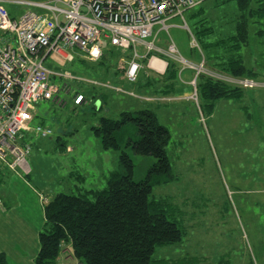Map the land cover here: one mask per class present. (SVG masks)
Wrapping results in <instances>:
<instances>
[{"label":"rangeland","instance_id":"374dc122","mask_svg":"<svg viewBox=\"0 0 264 264\" xmlns=\"http://www.w3.org/2000/svg\"><path fill=\"white\" fill-rule=\"evenodd\" d=\"M20 7L23 11L33 9L31 5ZM200 7L202 4L185 12L189 29L194 31L195 22L208 13L216 16L211 38L232 34L226 20L235 13L236 1L205 2L203 14L193 19L191 13ZM185 21L181 16L170 19L169 29L160 31L155 43L164 49L171 42L176 45L179 58L170 54L168 58L175 61V67H180L174 79L180 86L194 77L193 70H183L182 66L201 68L202 62L198 65L191 62L198 63L207 56L206 51L201 52V46L192 45V34L184 27ZM145 40L152 42L154 37ZM254 40L251 39L250 49L242 53L248 67L255 66L259 72L254 79L258 85L246 88L239 100L220 99L214 108L209 110L203 106L201 109L204 100L197 93L190 103L182 98L179 104L174 101L166 104L161 99L148 106L168 127L171 136L165 147L171 172L152 177L151 197L167 202L168 212L186 232L182 242L157 247L153 264H217L220 261L222 264H264V57L256 51ZM100 45L104 55L99 61L86 59L78 48H64L72 52L74 61L56 52L45 60L48 69L55 73L51 83L59 86L64 103L43 101L36 105L31 125H45L53 134L45 137L26 134L25 140L31 143L32 150L28 156L31 171L25 177L46 195L59 192L82 195L93 189L104 190L115 171L123 172L121 150L105 149L92 126L98 125L101 116L118 118L121 111L136 109L143 102L140 95L134 96L132 92L138 94L137 84L147 80L148 68L140 70L138 83H133L117 68L123 58L132 59L135 48L121 49L108 45L106 40H100ZM136 49L141 56L147 53L145 44H138ZM152 54L161 53L157 50ZM201 71L219 76L206 64ZM181 90L190 92L181 88L173 91L172 96L179 95ZM102 93L108 97L100 111L101 105L94 98L99 97L101 103ZM77 94H85L84 101L88 103L75 108ZM114 101L118 106L111 105ZM122 150L134 162V180L147 178L150 167L157 161L155 157L136 153L131 146H123ZM10 184L9 179L0 180V189H8ZM90 198L95 200L92 195Z\"/></svg>","mask_w":264,"mask_h":264},{"label":"trees","instance_id":"16d2710c","mask_svg":"<svg viewBox=\"0 0 264 264\" xmlns=\"http://www.w3.org/2000/svg\"><path fill=\"white\" fill-rule=\"evenodd\" d=\"M212 1L201 2V9L192 12L191 17L201 16L205 2ZM231 1H236L237 7L226 20L232 34L211 38L215 33L212 27L215 14L204 13L195 22L194 31L190 28L201 52L206 51L204 66L219 75L214 77L207 72L198 75L196 89L204 100L201 109L214 108L218 99H239L244 95L246 87L225 78L254 80L259 76L255 66L248 67L245 63L242 51L250 49L251 39L255 38L256 51L264 57V0H223V4ZM152 55L155 54L148 57ZM167 62L169 77L175 79L179 72L175 61L168 58ZM103 107L101 104L99 110ZM92 128L105 149L121 150L123 172L115 171L104 190L93 189L82 195L59 192L48 198L36 264H58L65 243L73 246V254L82 264H153L157 247L182 242L186 235L179 220L168 212V203L151 197L152 177L171 172L165 148L171 141L169 129L148 107L121 111L118 118L101 116L98 125ZM123 146L155 157L157 161L150 167L147 178L134 180V162L122 150ZM3 170L10 171L1 167L0 172ZM90 195L95 197L94 201ZM0 264H9L3 253Z\"/></svg>","mask_w":264,"mask_h":264},{"label":"built area","instance_id":"2783aa9c","mask_svg":"<svg viewBox=\"0 0 264 264\" xmlns=\"http://www.w3.org/2000/svg\"><path fill=\"white\" fill-rule=\"evenodd\" d=\"M203 1L16 0L13 3L31 5L40 10L28 9L14 18L5 5L6 0H0V168H7L20 176L29 174L28 156L32 145L25 140L26 134L42 137L53 134V130L45 125H31L38 103H64L59 86L51 83V76L55 73L46 66L45 60L50 54L56 52L66 60L74 61L72 52H66L64 48H78L86 59L99 61L104 53L100 40L121 49L134 47L125 75L135 83L142 68L140 59L152 51L163 52L155 45L158 34L155 27L160 25L167 31L170 19L181 16L185 21V12ZM184 27L191 32L186 21ZM191 34L192 45L199 47ZM148 37H154V40L147 42ZM138 44L146 45L145 55L139 54ZM165 53L179 58L178 49L172 42ZM151 57L152 62L159 56ZM203 67L204 60L201 68L192 66L196 70L192 82L194 88L198 75L204 72L201 71ZM225 79L249 89L258 85L253 79ZM193 97H197V89ZM84 100V94H77L74 104H81Z\"/></svg>","mask_w":264,"mask_h":264},{"label":"crops","instance_id":"0c3cea01","mask_svg":"<svg viewBox=\"0 0 264 264\" xmlns=\"http://www.w3.org/2000/svg\"><path fill=\"white\" fill-rule=\"evenodd\" d=\"M13 1L16 0H6L5 5L7 6L10 15L16 18L25 11L22 10L19 4H15L13 3ZM33 10L39 11L40 8L38 9L33 6ZM160 31H162L161 26L157 25V27L155 28V32L158 33L157 35H159ZM160 49L163 51L160 54V56H162L163 58L158 57L151 62L152 57L146 56L145 58L143 57L140 60L142 65L141 70L145 69L146 67L148 68V71L146 75V81L138 83L137 80V87L139 89L138 94L137 92H132L134 96L137 95L139 97L140 95L141 97L139 98L144 102H140V105L136 107V109L143 108V106L147 108L148 106H151L152 102H157L161 99L164 100L161 101L165 102L166 104L173 103L172 101L179 104L182 98H184L187 103H190L192 96L195 94L196 89H194L192 82L195 80L196 70L189 65H185V67L182 66V68H184L183 70H186L187 68L193 70L194 77L188 79L189 81H186L185 85L180 86L175 82L174 79H171L169 77V72L167 71V60L169 55L165 53L167 49ZM157 55L158 54H156V56ZM131 60L132 59L123 58L122 61L119 62L117 70H119L122 75L126 76V70ZM145 60L147 61L144 63L143 61ZM201 62L202 61L198 63L195 62L196 64L194 62L191 63L194 65H198ZM177 68L178 70L180 69V67ZM181 88L189 89L190 92L182 93L181 90V92H179V95L172 96L174 95L173 91H180ZM159 93H163L164 96L156 97V95H159ZM85 97L87 100V96ZM107 97V94L102 93L101 98L104 100L100 98L101 103L98 99L99 97L96 96V98L94 99H96L99 105H103L104 103H106L105 100L107 99ZM228 99L236 98H225V100ZM219 100L220 99H218L216 103ZM87 103V101H84L78 105L74 104V106H76L75 108H78ZM111 105L118 106L115 101L112 102ZM25 176H20L8 170H3L0 172V180L2 182L8 179L11 180V184L9 187L11 190L4 187L0 189V253L6 255L9 264H36V256L38 255L41 247L39 232L45 224L44 209L46 201L48 200V198L52 197L49 194H44L38 188H34L27 181ZM75 260L76 256H74L73 254V246L66 243L63 244L58 259V264H82L80 261H77L76 263Z\"/></svg>","mask_w":264,"mask_h":264}]
</instances>
